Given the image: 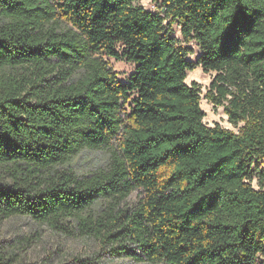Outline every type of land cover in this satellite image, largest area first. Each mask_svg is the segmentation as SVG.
<instances>
[{"label": "trees", "instance_id": "16d2710c", "mask_svg": "<svg viewBox=\"0 0 264 264\" xmlns=\"http://www.w3.org/2000/svg\"><path fill=\"white\" fill-rule=\"evenodd\" d=\"M154 1L0 0V221L136 261L264 264V0ZM107 57L134 63L126 81ZM196 65L237 131L204 122ZM84 148L111 152L78 177L62 166Z\"/></svg>", "mask_w": 264, "mask_h": 264}, {"label": "rangeland", "instance_id": "374dc122", "mask_svg": "<svg viewBox=\"0 0 264 264\" xmlns=\"http://www.w3.org/2000/svg\"><path fill=\"white\" fill-rule=\"evenodd\" d=\"M152 12L157 10L154 0H139ZM180 39L179 26L174 24L171 33ZM192 51L187 58L195 62L200 55L199 46L192 41L189 43ZM111 68L121 81H126L134 70V63L107 57ZM216 75L215 71H207L201 65H196L187 71L186 83L197 82L201 87L200 105L204 111V122L208 126L219 125L223 128L237 131L224 110L223 105H214L206 98L210 83ZM115 147V144L112 145ZM111 148H84L75 154L63 168H69L76 176L83 177L98 168L106 166ZM258 187L257 179L252 180ZM142 197L139 190H134L121 203V207H133ZM105 203V202H104ZM103 203V204H104ZM96 210V208H95ZM69 226L75 222L68 223ZM75 230V228H73ZM111 245H104L99 239L78 235L64 234L47 223H39L27 216H11L0 221V250L4 253L14 251L18 259L14 264H168L165 261L155 263L136 261L124 255H113Z\"/></svg>", "mask_w": 264, "mask_h": 264}]
</instances>
